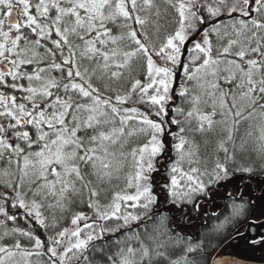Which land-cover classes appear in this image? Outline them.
I'll return each instance as SVG.
<instances>
[{
  "label": "snow or ice",
  "instance_id": "obj_1",
  "mask_svg": "<svg viewBox=\"0 0 264 264\" xmlns=\"http://www.w3.org/2000/svg\"><path fill=\"white\" fill-rule=\"evenodd\" d=\"M250 141L264 0H0V264H234L189 225L264 249Z\"/></svg>",
  "mask_w": 264,
  "mask_h": 264
},
{
  "label": "trees",
  "instance_id": "obj_2",
  "mask_svg": "<svg viewBox=\"0 0 264 264\" xmlns=\"http://www.w3.org/2000/svg\"><path fill=\"white\" fill-rule=\"evenodd\" d=\"M236 165L245 166L252 165L254 167V171L250 174H244L242 172H236V175H244L246 178H264V155H261L257 152V145L254 141H250L248 149L243 154H238L236 158ZM235 167V166H234ZM251 210L250 204L247 205L246 209L243 210L238 218H235L231 222H229L225 228L212 235H207V230L202 228L200 233L197 236L193 234V240H202L205 244V249L202 253H198L197 255H212L216 252V250L223 244V242L231 237V234L234 232L237 227L236 223L245 221ZM197 216L198 214L193 211L191 213V217ZM244 218V219H243ZM243 219V220H242ZM242 220V221H241ZM175 236V233H173ZM183 243V241H181ZM176 253L173 252V255ZM196 264H204L203 260L197 261Z\"/></svg>",
  "mask_w": 264,
  "mask_h": 264
},
{
  "label": "flooded vegetation",
  "instance_id": "obj_3",
  "mask_svg": "<svg viewBox=\"0 0 264 264\" xmlns=\"http://www.w3.org/2000/svg\"><path fill=\"white\" fill-rule=\"evenodd\" d=\"M241 183L245 184V185L251 184L253 186V188L256 189L257 183L252 182L251 178H247V179L243 180ZM258 194H259V191L257 190V195ZM208 207H209V209H211V206H208ZM250 207H251V210H250L248 216L246 217L245 221L236 223L237 227L235 228V230H233L234 232L231 234V237L226 239L223 242V244L218 248V249H220L222 246H224L231 239H234V241H232V244H230L228 248H227L228 245H226V247H224L220 253H222L221 257H223V258H229V259L234 258L235 264H264V249H261L259 246H256V249L253 250L252 248H250L245 243V241L243 239L236 237V235H235L236 231L240 228L244 229L245 234L248 233L247 220L251 216V213L255 210L254 205L250 204ZM199 222L200 221L198 219V215L197 216L192 215L191 224L189 225V234L191 236H193V234H194V236H197L200 233L202 227H200V228L196 227V225ZM256 230H257L256 228L252 229L253 232H255Z\"/></svg>",
  "mask_w": 264,
  "mask_h": 264
},
{
  "label": "water",
  "instance_id": "obj_4",
  "mask_svg": "<svg viewBox=\"0 0 264 264\" xmlns=\"http://www.w3.org/2000/svg\"><path fill=\"white\" fill-rule=\"evenodd\" d=\"M245 179H247V178L245 177ZM245 179H244V180H245ZM251 180H252V182L257 183L255 179H251ZM262 180H264V178H263ZM230 187H231V186H230ZM234 237H235V236H234ZM232 241H234V239H231V240L229 241L230 243L227 242L224 246H222L220 249H218L215 253H217V252H221V250H222L224 247H226V245H228V246H227V248H228L229 245L232 244ZM213 254H214V253H213ZM221 258H223V257H221ZM233 260H234V258H233ZM234 264H235V263H234Z\"/></svg>",
  "mask_w": 264,
  "mask_h": 264
},
{
  "label": "rangeland",
  "instance_id": "obj_5",
  "mask_svg": "<svg viewBox=\"0 0 264 264\" xmlns=\"http://www.w3.org/2000/svg\"><path fill=\"white\" fill-rule=\"evenodd\" d=\"M253 179H255L256 182H257V178H253ZM258 179L262 180L263 178L260 177V178H258ZM208 206H211V205H208Z\"/></svg>",
  "mask_w": 264,
  "mask_h": 264
}]
</instances>
